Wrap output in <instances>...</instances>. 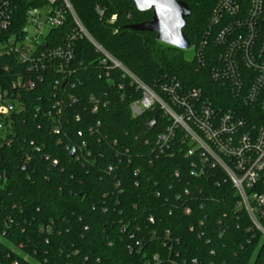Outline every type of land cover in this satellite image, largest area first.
I'll list each match as a JSON object with an SVG mask.
<instances>
[{"label": "trees", "instance_id": "obj_1", "mask_svg": "<svg viewBox=\"0 0 264 264\" xmlns=\"http://www.w3.org/2000/svg\"><path fill=\"white\" fill-rule=\"evenodd\" d=\"M177 1L190 10L182 33L197 46L218 0ZM69 2L88 35L148 88L175 80L216 108L237 106L211 79V59L203 66L187 61L154 34L127 28L150 21L151 11L139 13L130 0ZM15 5L8 34L22 33L26 10L43 3ZM72 28L66 15L47 46ZM73 51V60L47 70L11 116L13 140L0 150V264H264V241L236 210L230 183L214 172L191 176L178 143L155 159L161 129L146 124L157 113L133 117L130 107L141 95L128 79L101 66L85 39ZM90 98L106 106L92 114Z\"/></svg>", "mask_w": 264, "mask_h": 264}, {"label": "built area", "instance_id": "obj_2", "mask_svg": "<svg viewBox=\"0 0 264 264\" xmlns=\"http://www.w3.org/2000/svg\"><path fill=\"white\" fill-rule=\"evenodd\" d=\"M37 1L43 6L26 10L23 32L8 34L14 27L15 0H0V150L12 143L11 116L23 110L22 96L47 70L59 72L61 63L71 62L74 42L85 39L101 66L119 71L140 93L130 107L133 117L157 113L146 124L150 130L161 129L154 139V158L172 154L178 143V151L190 161L191 176L221 174L235 192L236 210L264 241V0H218L202 40L192 47L198 64L213 61L211 79L226 86L237 102L229 109L214 107L200 91H186L175 80L161 84L158 91L148 88L88 35L69 0ZM66 15L73 24L71 32L60 44L53 39L47 46L48 34L63 26ZM89 102L92 114L106 106L94 98ZM181 211L191 213L184 205Z\"/></svg>", "mask_w": 264, "mask_h": 264}, {"label": "water", "instance_id": "obj_3", "mask_svg": "<svg viewBox=\"0 0 264 264\" xmlns=\"http://www.w3.org/2000/svg\"><path fill=\"white\" fill-rule=\"evenodd\" d=\"M139 13L151 11L148 22L130 25L127 28L135 33L154 34L158 43L186 51L190 43L182 33L190 10L186 4L177 0H130ZM74 153H71V157Z\"/></svg>", "mask_w": 264, "mask_h": 264}, {"label": "rangeland", "instance_id": "obj_4", "mask_svg": "<svg viewBox=\"0 0 264 264\" xmlns=\"http://www.w3.org/2000/svg\"><path fill=\"white\" fill-rule=\"evenodd\" d=\"M28 35H30V36L32 35L31 31H29ZM194 56H195V52H194V49L192 47L183 52V57L187 61H192L194 59Z\"/></svg>", "mask_w": 264, "mask_h": 264}]
</instances>
